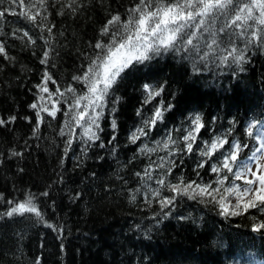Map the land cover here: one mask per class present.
Listing matches in <instances>:
<instances>
[{
    "label": "trees",
    "instance_id": "obj_1",
    "mask_svg": "<svg viewBox=\"0 0 264 264\" xmlns=\"http://www.w3.org/2000/svg\"><path fill=\"white\" fill-rule=\"evenodd\" d=\"M137 4L139 0H0V45L8 57L0 55V120L16 117L0 125V213L31 197L43 216L41 221L32 213L0 215V264H35L37 258L41 264H264V229L252 231L264 223V212L253 208L222 215L216 203L227 195L225 188L246 187V160L259 145L257 132L264 123V32L259 26L217 32L211 49L204 33L198 51L162 52L134 64L106 99L99 140H87L72 119L87 103L81 100L73 108L76 99L88 95L87 85L74 77L82 78L92 61L105 54L113 33L119 39L121 25ZM116 15L121 24L102 35ZM253 28L259 33L256 40ZM97 43L105 49H97ZM233 48L236 54L242 51L243 63L233 61ZM45 52L47 63L42 64ZM224 56L228 60L221 64ZM45 72L51 80H44ZM41 84L48 93L39 90ZM145 84L162 87L149 103L144 102ZM69 87L74 91L67 92ZM33 103L49 110L55 103L59 111L55 118L41 111L37 128ZM157 107L164 117L149 131L144 121ZM196 115L204 127L189 153L184 136ZM82 124L86 127L87 120ZM252 125L249 136L246 130ZM142 127L147 134L132 143L131 133ZM217 137L225 145L211 158L201 155ZM69 139L72 145L65 153ZM236 143L241 147L229 172L223 161ZM213 166L219 171L213 172ZM238 172H244L240 180ZM181 179L209 185L212 195H177L162 210L160 199L173 196L168 185Z\"/></svg>",
    "mask_w": 264,
    "mask_h": 264
},
{
    "label": "snow or ice",
    "instance_id": "obj_2",
    "mask_svg": "<svg viewBox=\"0 0 264 264\" xmlns=\"http://www.w3.org/2000/svg\"><path fill=\"white\" fill-rule=\"evenodd\" d=\"M130 13L128 20L121 25L123 33L119 36V39H117V33H113L112 44L107 46L105 54L102 57L98 56L96 60L92 61L82 78L74 77L77 80L82 79L87 85L88 95L76 99L75 104L72 106L73 108H78L81 100H86L87 103L84 105L83 110L72 115V119L75 120L76 126L83 127V136L90 141L100 139L97 133L101 130L99 120L104 115L106 99L110 96V91L118 82V79L122 78V74L133 67L134 64H142L162 52L174 51L180 53L181 51L190 52L192 49L198 51L200 40L204 33H208L210 36L211 43H208L207 47L211 49L214 44H217V32H224L229 28L238 27L241 31L247 32L248 28L254 25L259 26L260 30L264 32V0H250V2L242 4L239 0H139V4L132 8ZM28 18L35 19V17L31 16ZM218 22L220 23L219 29L215 27ZM249 22H251V25ZM118 24H121L120 16H113L103 28L102 35L109 33L110 26ZM258 35L259 33L253 28L251 33L252 40H256ZM95 47L102 51L105 49V46L101 43H97ZM236 53L237 49L233 48L229 55L239 65L244 62V55L242 51L240 54ZM0 55H4L6 59L8 58L3 45H0ZM44 57L41 60L42 64L47 63V52L44 53ZM202 59H206V57H202ZM227 60L228 56L222 57L221 64ZM193 70L199 71L195 63H193ZM44 80H51V76L47 72L44 73ZM38 88L42 93H48L49 91L46 84H41ZM144 90L147 93L144 102L149 103L160 95L162 87L157 90L152 85L145 84ZM66 91L73 92L74 90L69 87ZM57 92H59V89H57ZM60 95H63V93H60ZM49 97L51 98V94H49ZM39 99L43 101L44 97L41 96ZM118 100L119 98L117 97L116 101ZM30 107L36 110L37 128L43 119L40 115L41 111H46L53 118L56 117V113L59 111L55 103L52 105L51 110L42 103H33ZM168 107L170 108L171 105ZM89 110L91 111L89 112ZM112 111H115V109L113 108ZM137 115H142V113L138 110ZM163 117L164 110L157 107L153 115L144 121V124L150 131ZM15 119L16 117L13 116L10 121ZM85 120H87L86 127L82 124ZM10 121L0 120V125ZM192 125V130L189 131L188 135L184 136L186 150L189 153L193 151L196 137L200 129L204 127L199 115L195 116ZM111 126L113 131H115L117 127L115 120L112 121ZM253 127L254 125L246 130L249 136L252 135ZM63 134L64 132L61 130V135ZM146 134L145 128H137L131 133L129 138L132 143H135L141 136ZM115 139L116 137L113 136L112 140ZM170 142H172L171 138L164 143L163 147L167 149ZM225 143V139L217 137L211 141L210 145L206 146L201 155L211 158ZM67 145L65 153L72 145L71 139L67 141ZM100 147H104V144L101 143ZM240 147V144L236 143L230 155L225 157L223 161V167L229 172L232 171L231 162H235L238 158ZM142 150L154 151V149L148 148ZM262 150L264 149H256L257 152ZM17 154L13 153V155ZM253 156H255V152ZM198 166L203 167L204 165L199 164ZM212 171L218 172L219 169L213 166ZM243 175L244 173L241 172L236 173V180H240ZM251 176V179L244 178L243 183L246 187L243 189L236 185L224 189V193L227 195L235 196L236 203L234 205L226 203V198L222 195L220 200L216 201L222 215H240L241 210L243 213H247L249 209L253 208L264 212V164H257V171H252ZM158 183L163 185L165 180L160 179ZM218 183L222 185L223 181H218ZM168 188L173 193V196L160 199L162 210L173 205L177 195H186L189 199H195L196 196L212 195L209 185L195 184V182L185 184L182 179L180 183L169 184ZM43 195H48V193L45 192ZM212 199L215 200V197L213 196ZM7 203L11 205L13 201L9 200ZM26 213L35 214L39 220L43 221V216L31 197L24 202L16 203L8 211L0 213V215H6L11 218L14 215L23 216ZM46 227L53 228L54 226L46 224ZM262 229H264V223H259L254 225L252 231L256 232ZM35 264H41L39 258L36 259Z\"/></svg>",
    "mask_w": 264,
    "mask_h": 264
},
{
    "label": "rangeland",
    "instance_id": "obj_3",
    "mask_svg": "<svg viewBox=\"0 0 264 264\" xmlns=\"http://www.w3.org/2000/svg\"><path fill=\"white\" fill-rule=\"evenodd\" d=\"M259 134H260L261 139L263 140V144H262V148L261 149H264V130H262ZM257 157L261 158L257 164H264V159H262V157H264V150L259 151V152L256 151L255 152V156H253V158L251 159V161H249V164H251ZM257 164L254 165V166H249L247 168L246 173H245V177L246 178H248V179H251L252 178L251 172L252 171H257ZM248 170H250V171H248ZM253 187H255V185H253ZM225 198H226L225 199V202L228 203V204H230V205H234L236 203L235 196L234 195H226Z\"/></svg>",
    "mask_w": 264,
    "mask_h": 264
}]
</instances>
